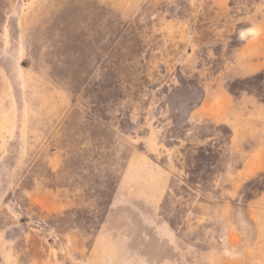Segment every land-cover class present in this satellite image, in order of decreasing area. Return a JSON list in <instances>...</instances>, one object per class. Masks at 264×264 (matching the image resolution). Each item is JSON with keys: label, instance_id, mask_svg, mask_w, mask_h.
<instances>
[{"label": "rangeland", "instance_id": "obj_1", "mask_svg": "<svg viewBox=\"0 0 264 264\" xmlns=\"http://www.w3.org/2000/svg\"><path fill=\"white\" fill-rule=\"evenodd\" d=\"M0 264H264V0H0Z\"/></svg>", "mask_w": 264, "mask_h": 264}]
</instances>
